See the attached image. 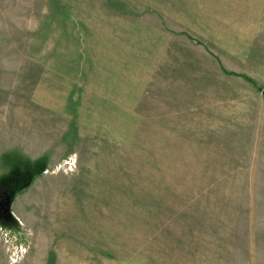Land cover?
Masks as SVG:
<instances>
[{"label": "rangeland", "instance_id": "374dc122", "mask_svg": "<svg viewBox=\"0 0 264 264\" xmlns=\"http://www.w3.org/2000/svg\"><path fill=\"white\" fill-rule=\"evenodd\" d=\"M0 195V264H264V6L0 0Z\"/></svg>", "mask_w": 264, "mask_h": 264}, {"label": "water", "instance_id": "95a60500", "mask_svg": "<svg viewBox=\"0 0 264 264\" xmlns=\"http://www.w3.org/2000/svg\"><path fill=\"white\" fill-rule=\"evenodd\" d=\"M17 182L19 183L18 187L17 188H21L22 186L26 185L27 182H28V177L25 175L23 177H21L20 179L17 180ZM13 191V190H12ZM12 191L8 192V194L6 196H9L6 198V201L4 202V205H5V209L4 211L7 212L8 209H9V206H10V203H11V196L14 194L12 193ZM2 198V195H0V200Z\"/></svg>", "mask_w": 264, "mask_h": 264}, {"label": "crops", "instance_id": "0c3cea01", "mask_svg": "<svg viewBox=\"0 0 264 264\" xmlns=\"http://www.w3.org/2000/svg\"><path fill=\"white\" fill-rule=\"evenodd\" d=\"M257 3L260 5V8L264 6V0H257Z\"/></svg>", "mask_w": 264, "mask_h": 264}, {"label": "flooded vegetation", "instance_id": "af4514ba", "mask_svg": "<svg viewBox=\"0 0 264 264\" xmlns=\"http://www.w3.org/2000/svg\"><path fill=\"white\" fill-rule=\"evenodd\" d=\"M0 213H3V207H0ZM1 215V214H0Z\"/></svg>", "mask_w": 264, "mask_h": 264}, {"label": "trees", "instance_id": "16d2710c", "mask_svg": "<svg viewBox=\"0 0 264 264\" xmlns=\"http://www.w3.org/2000/svg\"><path fill=\"white\" fill-rule=\"evenodd\" d=\"M9 219H12L11 217ZM14 222V221H13Z\"/></svg>", "mask_w": 264, "mask_h": 264}]
</instances>
